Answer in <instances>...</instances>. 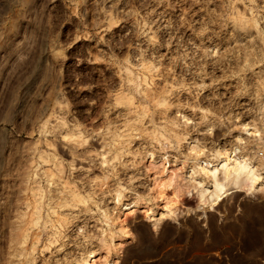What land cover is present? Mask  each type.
Segmentation results:
<instances>
[{
    "label": "rangeland",
    "instance_id": "374dc122",
    "mask_svg": "<svg viewBox=\"0 0 264 264\" xmlns=\"http://www.w3.org/2000/svg\"><path fill=\"white\" fill-rule=\"evenodd\" d=\"M0 264H264V0H0Z\"/></svg>",
    "mask_w": 264,
    "mask_h": 264
},
{
    "label": "bare ground",
    "instance_id": "6f19581e",
    "mask_svg": "<svg viewBox=\"0 0 264 264\" xmlns=\"http://www.w3.org/2000/svg\"><path fill=\"white\" fill-rule=\"evenodd\" d=\"M222 180H218L217 172L219 168H212L210 171L213 190L207 200H214L218 197L224 188V179L229 180V184L234 187L244 189L246 192H253V187L257 179V173L254 168L249 164L246 158L241 157L233 161L231 165H226L225 162L221 163ZM204 194L199 196V203L206 202L203 199Z\"/></svg>",
    "mask_w": 264,
    "mask_h": 264
}]
</instances>
